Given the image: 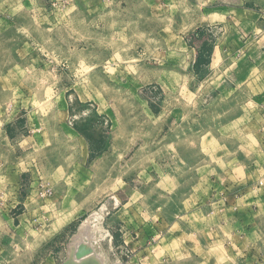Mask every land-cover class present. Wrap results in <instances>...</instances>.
<instances>
[{"label": "rangeland", "instance_id": "obj_1", "mask_svg": "<svg viewBox=\"0 0 264 264\" xmlns=\"http://www.w3.org/2000/svg\"><path fill=\"white\" fill-rule=\"evenodd\" d=\"M263 140L264 0H0V264H264Z\"/></svg>", "mask_w": 264, "mask_h": 264}, {"label": "bare ground", "instance_id": "obj_2", "mask_svg": "<svg viewBox=\"0 0 264 264\" xmlns=\"http://www.w3.org/2000/svg\"><path fill=\"white\" fill-rule=\"evenodd\" d=\"M103 208H105V206ZM99 216L100 215L98 213L94 214L95 218ZM91 222L92 218L91 220H85L74 234L73 241L75 243L73 244H76L78 248L76 250L72 248L70 258L67 260L66 264H104V254L102 252L93 251V249L88 245L97 244L101 247L102 241L106 240L108 233L103 230L102 225L98 223L91 225ZM86 255L91 257L84 258Z\"/></svg>", "mask_w": 264, "mask_h": 264}, {"label": "crops", "instance_id": "obj_3", "mask_svg": "<svg viewBox=\"0 0 264 264\" xmlns=\"http://www.w3.org/2000/svg\"><path fill=\"white\" fill-rule=\"evenodd\" d=\"M245 11H248V12H253V10H251V9H244ZM196 71H198V73H202L203 71H205L206 72V70L205 69H208L207 68V65H205V64H203V63H200V65H198V66H196ZM196 76H198V74H196ZM254 76V73L253 72H250V74L247 76V83L248 84H250L252 81H255L256 79L253 77ZM233 84V83H232ZM233 85H235L236 87L234 88V89H236V90H238L239 89V87H240V85L236 82V83H234ZM8 128H9V125L7 126ZM263 142H264V140H263ZM248 175H249V172H248ZM231 209V208H230ZM132 242H133V244H141L140 243V240H135V239H133L132 240ZM155 252H157V253H153V252H150V251H146V250H140V251H138L137 253H136V256L137 257H139L140 259H141V263L142 264H147L148 262H149V260H152V257H154V256H158L159 254H161V253H159L158 251H155ZM159 253V254H158Z\"/></svg>", "mask_w": 264, "mask_h": 264}]
</instances>
